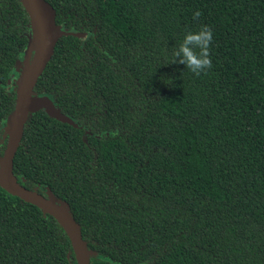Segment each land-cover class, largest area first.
I'll use <instances>...</instances> for the list:
<instances>
[{"label":"trees","instance_id":"trees-1","mask_svg":"<svg viewBox=\"0 0 264 264\" xmlns=\"http://www.w3.org/2000/svg\"><path fill=\"white\" fill-rule=\"evenodd\" d=\"M47 1L84 37L59 39L35 92L78 127L32 114L19 181L70 204L91 264H264V0ZM29 23L0 0V155ZM202 25L213 67L196 77L172 53ZM0 264L78 262L54 217L0 186Z\"/></svg>","mask_w":264,"mask_h":264},{"label":"water","instance_id":"water-1","mask_svg":"<svg viewBox=\"0 0 264 264\" xmlns=\"http://www.w3.org/2000/svg\"><path fill=\"white\" fill-rule=\"evenodd\" d=\"M20 1L29 15L30 32L23 57L18 60L16 71L9 79L16 91V100L4 128L7 143L0 155V186L10 194L36 205L45 215L54 217L68 235L78 264H91L93 251L83 237L81 226L73 216L70 204L55 195L49 186L43 193L27 188L14 173V158L32 114L45 110L50 116L78 127L74 119L63 113L49 95L36 93L35 87L50 62L59 39L67 35L84 37V34L67 30L58 24L56 10L47 0ZM22 180H26L24 176Z\"/></svg>","mask_w":264,"mask_h":264},{"label":"clouds","instance_id":"clouds-1","mask_svg":"<svg viewBox=\"0 0 264 264\" xmlns=\"http://www.w3.org/2000/svg\"><path fill=\"white\" fill-rule=\"evenodd\" d=\"M201 15L200 11H196L193 19L198 20ZM212 41L213 31L208 25H202L195 32H187L172 53L173 63L185 65L196 77L207 75L213 67L210 53Z\"/></svg>","mask_w":264,"mask_h":264}]
</instances>
